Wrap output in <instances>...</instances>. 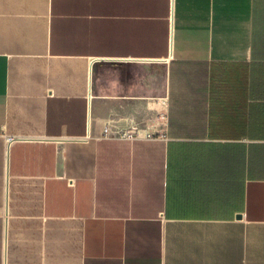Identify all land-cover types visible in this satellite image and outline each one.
Instances as JSON below:
<instances>
[{
    "label": "crops",
    "instance_id": "1",
    "mask_svg": "<svg viewBox=\"0 0 264 264\" xmlns=\"http://www.w3.org/2000/svg\"><path fill=\"white\" fill-rule=\"evenodd\" d=\"M0 264H264V0H0Z\"/></svg>",
    "mask_w": 264,
    "mask_h": 264
},
{
    "label": "built area",
    "instance_id": "2",
    "mask_svg": "<svg viewBox=\"0 0 264 264\" xmlns=\"http://www.w3.org/2000/svg\"><path fill=\"white\" fill-rule=\"evenodd\" d=\"M132 130H134V127L130 128V129L128 130V132H123V133H121L119 136H123V137L131 138V137H133V135H132ZM109 134H110V133H109L108 129L105 127L104 130H103L102 135H103V136H108Z\"/></svg>",
    "mask_w": 264,
    "mask_h": 264
}]
</instances>
